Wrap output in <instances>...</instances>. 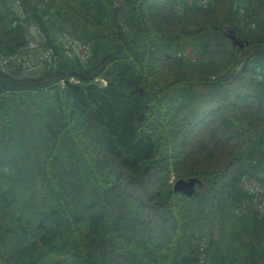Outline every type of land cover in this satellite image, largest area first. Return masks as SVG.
<instances>
[{
	"label": "trees",
	"instance_id": "16d2710c",
	"mask_svg": "<svg viewBox=\"0 0 264 264\" xmlns=\"http://www.w3.org/2000/svg\"><path fill=\"white\" fill-rule=\"evenodd\" d=\"M0 264H264V0H0Z\"/></svg>",
	"mask_w": 264,
	"mask_h": 264
},
{
	"label": "rangeland",
	"instance_id": "374dc122",
	"mask_svg": "<svg viewBox=\"0 0 264 264\" xmlns=\"http://www.w3.org/2000/svg\"><path fill=\"white\" fill-rule=\"evenodd\" d=\"M29 30L31 31L32 35L33 34L35 35V32L32 28H29ZM65 48L69 49L71 52H73L79 56H82V55L84 56V54H85L84 49L82 47L78 46L77 44L71 43V42L70 43L65 42ZM44 58L45 57H43L42 55L22 56V58L17 60L21 64V71H19L18 77H20V78H23V77L36 78L39 75V73L42 71V69H40V68L44 64ZM174 180H175L174 176L171 175L170 179H169V183H172ZM172 185H171V187H172Z\"/></svg>",
	"mask_w": 264,
	"mask_h": 264
},
{
	"label": "water",
	"instance_id": "95a60500",
	"mask_svg": "<svg viewBox=\"0 0 264 264\" xmlns=\"http://www.w3.org/2000/svg\"><path fill=\"white\" fill-rule=\"evenodd\" d=\"M224 36L232 49H241L243 47L244 43L238 38H236L233 32L226 31ZM199 185V181L195 178L187 180L178 179L173 183L171 191L173 193H178L184 197H190L195 192V186Z\"/></svg>",
	"mask_w": 264,
	"mask_h": 264
},
{
	"label": "bare ground",
	"instance_id": "6f19581e",
	"mask_svg": "<svg viewBox=\"0 0 264 264\" xmlns=\"http://www.w3.org/2000/svg\"><path fill=\"white\" fill-rule=\"evenodd\" d=\"M189 179H192V178H189Z\"/></svg>",
	"mask_w": 264,
	"mask_h": 264
}]
</instances>
